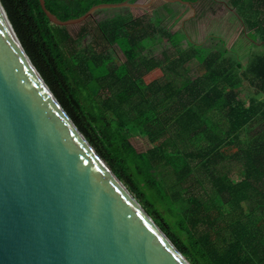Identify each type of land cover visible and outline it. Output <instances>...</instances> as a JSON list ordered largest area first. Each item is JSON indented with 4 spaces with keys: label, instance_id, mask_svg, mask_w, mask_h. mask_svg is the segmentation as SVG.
Listing matches in <instances>:
<instances>
[{
    "label": "trees",
    "instance_id": "1",
    "mask_svg": "<svg viewBox=\"0 0 264 264\" xmlns=\"http://www.w3.org/2000/svg\"><path fill=\"white\" fill-rule=\"evenodd\" d=\"M45 1L64 22L93 8L79 0ZM1 2L80 132L190 264H264V0H230L253 43L246 63L225 40V49L211 51L153 16L130 14L94 30L96 13L62 28L39 0ZM76 27L82 31L74 38ZM87 35L93 37L90 57L79 45ZM147 42L167 45L163 60L143 57ZM115 47L134 68L110 63ZM197 62L200 75L184 80ZM136 137L154 147L139 153L131 142ZM231 162L242 167L238 179L230 175ZM192 180L204 191L185 196Z\"/></svg>",
    "mask_w": 264,
    "mask_h": 264
},
{
    "label": "water",
    "instance_id": "2",
    "mask_svg": "<svg viewBox=\"0 0 264 264\" xmlns=\"http://www.w3.org/2000/svg\"><path fill=\"white\" fill-rule=\"evenodd\" d=\"M39 1L66 28L158 0L100 5L67 22ZM0 264H190L80 132L1 0Z\"/></svg>",
    "mask_w": 264,
    "mask_h": 264
},
{
    "label": "rangeland",
    "instance_id": "3",
    "mask_svg": "<svg viewBox=\"0 0 264 264\" xmlns=\"http://www.w3.org/2000/svg\"><path fill=\"white\" fill-rule=\"evenodd\" d=\"M83 1L84 8L97 7L100 5H115L121 4V0H79ZM196 1V0H195ZM177 2V1H176ZM165 0H158L151 8H126L121 10H104L98 12L94 16L92 23V29L95 30L99 24L114 21L119 18L127 17L128 15H134L136 18L155 17L162 19V26L170 32L186 33L188 37L200 45H205L211 51L225 49L224 45H227L228 49L237 50L241 55L245 63L252 51L253 43L248 38L249 29L243 26L242 19L237 12V9L230 6V0H199L197 3H176ZM189 5V6H188ZM82 7V10H83ZM92 8V9H93ZM170 9V10H169ZM75 17V15H72ZM71 20H75V18ZM72 36L77 38L81 33L82 28L76 27L70 29ZM225 40V44L221 40ZM93 41V37L87 35L79 42V45L83 51V55L90 57L91 50L90 45ZM187 41V40H186ZM185 41L186 46H188ZM147 49L144 54V58L163 60L164 49L156 48L151 42L146 43ZM209 52L206 53L208 55ZM140 57L139 67L143 64L144 58ZM110 63H114L116 68L128 65L130 68H134L131 65L119 47H115L109 54ZM198 62L191 65V71L185 72L184 80L196 79L200 74L198 72ZM158 74H153L146 79L150 83L152 79L158 77ZM181 78V80H183ZM253 98L262 99V96L252 93ZM257 131V129H256ZM254 133V132H253ZM133 146L139 153H145L151 150L154 146L147 138L136 137L131 140ZM230 175L234 179H238L241 174L242 167L235 162L229 163ZM197 173V172H196ZM198 177L204 176L203 173L198 172ZM201 175V176H200ZM191 185L187 186L184 190V195L195 194L199 195L203 193V186L192 180ZM207 186L210 183L204 181ZM136 198V197H135ZM139 202V200L137 199ZM140 203V202H139ZM153 219V218H152ZM154 220V219H153Z\"/></svg>",
    "mask_w": 264,
    "mask_h": 264
},
{
    "label": "crops",
    "instance_id": "4",
    "mask_svg": "<svg viewBox=\"0 0 264 264\" xmlns=\"http://www.w3.org/2000/svg\"><path fill=\"white\" fill-rule=\"evenodd\" d=\"M166 1V0H165ZM243 22V21H242ZM243 26L245 27V25L243 24Z\"/></svg>",
    "mask_w": 264,
    "mask_h": 264
}]
</instances>
